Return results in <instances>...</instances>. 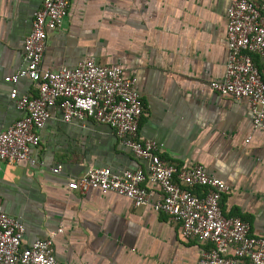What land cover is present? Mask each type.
I'll return each mask as SVG.
<instances>
[{
	"label": "crops",
	"instance_id": "1",
	"mask_svg": "<svg viewBox=\"0 0 264 264\" xmlns=\"http://www.w3.org/2000/svg\"><path fill=\"white\" fill-rule=\"evenodd\" d=\"M229 5L230 0H71L63 25L47 33L41 68L57 71L94 59L134 77L147 113L139 137L154 141L166 164L201 165L225 182L224 217L248 223L251 235L260 237L264 131L253 129L246 99L210 88L225 76ZM39 9L38 0H0V130L24 116L12 89L18 96H37L29 79L15 85L4 79L24 68L23 43ZM253 60L264 70V58ZM40 137L33 152L37 166L0 160V209L22 222L24 246L54 235L60 264H197L210 249L183 239L178 223L153 210L162 194L148 181L150 202L140 207L114 193L80 194L68 187L91 169H146L108 126L65 123L53 107ZM58 165L62 171L55 175L51 169Z\"/></svg>",
	"mask_w": 264,
	"mask_h": 264
},
{
	"label": "built area",
	"instance_id": "2",
	"mask_svg": "<svg viewBox=\"0 0 264 264\" xmlns=\"http://www.w3.org/2000/svg\"><path fill=\"white\" fill-rule=\"evenodd\" d=\"M38 1L40 9L23 43L25 66L4 79L13 85L22 78L29 79L37 96H18L12 89L10 97L24 116L8 129L0 130V160L37 166L33 152L40 145V132L53 107L60 109L65 123L92 121L106 125L146 169L122 173L107 167L91 169L69 183L71 190L80 194L90 190L114 193L140 207L150 202L152 194L144 187L148 181L162 194L152 205L153 210L178 223L183 239L211 245L197 264H264V231L255 237L248 223L226 218L222 213L220 202L229 192L226 183L210 177L201 165L178 168L166 164L157 144L139 137L140 121L147 113L135 90L134 77L126 76L121 67L99 65L94 59L57 71L41 68L47 33L63 25L71 0ZM226 37L224 80L211 83L210 88L234 100L246 99L253 129L264 131V70L253 60V55L264 58V0H230ZM51 170L57 175L62 167ZM24 232L20 220L0 209V264H60L54 255V235L24 246Z\"/></svg>",
	"mask_w": 264,
	"mask_h": 264
},
{
	"label": "trees",
	"instance_id": "3",
	"mask_svg": "<svg viewBox=\"0 0 264 264\" xmlns=\"http://www.w3.org/2000/svg\"><path fill=\"white\" fill-rule=\"evenodd\" d=\"M256 64V63H255Z\"/></svg>",
	"mask_w": 264,
	"mask_h": 264
}]
</instances>
